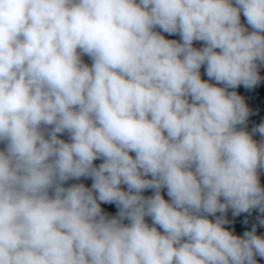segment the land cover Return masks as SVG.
<instances>
[{
	"label": "clouds",
	"instance_id": "1",
	"mask_svg": "<svg viewBox=\"0 0 264 264\" xmlns=\"http://www.w3.org/2000/svg\"><path fill=\"white\" fill-rule=\"evenodd\" d=\"M260 64L264 0H0V264H257Z\"/></svg>",
	"mask_w": 264,
	"mask_h": 264
}]
</instances>
